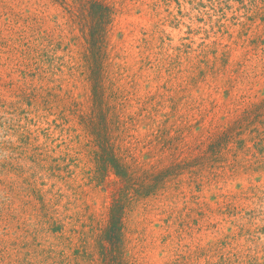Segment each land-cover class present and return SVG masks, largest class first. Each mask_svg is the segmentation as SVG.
<instances>
[{"label": "rangeland", "instance_id": "rangeland-1", "mask_svg": "<svg viewBox=\"0 0 264 264\" xmlns=\"http://www.w3.org/2000/svg\"><path fill=\"white\" fill-rule=\"evenodd\" d=\"M114 203L122 264H264V0H0V264H108Z\"/></svg>", "mask_w": 264, "mask_h": 264}, {"label": "trees", "instance_id": "trees-1", "mask_svg": "<svg viewBox=\"0 0 264 264\" xmlns=\"http://www.w3.org/2000/svg\"><path fill=\"white\" fill-rule=\"evenodd\" d=\"M89 15L91 18L97 23V26H95L91 32L92 37V45L94 48V51H100L102 49L103 44L105 43V25L109 23L111 20V13L110 11L103 7L102 5L98 3H91V9L88 10ZM101 55V54H99ZM97 56V55H96ZM108 54H104V58L107 59ZM103 69L101 64H98V67L95 72V76L97 77V81L99 83L100 78L104 75L103 72H101ZM96 81V82H97ZM111 155V154H109ZM110 164L115 169V173L118 177H124L128 178V176L125 173V169L118 163L115 157H110ZM125 173V175H124ZM125 203H114L111 212H110V223L109 228L106 235V240L110 244V260L108 264H122L119 261V253L117 251H120L121 246L123 244L124 239V222H123V216L125 213ZM103 249H108L107 247H103ZM107 251V250H106Z\"/></svg>", "mask_w": 264, "mask_h": 264}]
</instances>
